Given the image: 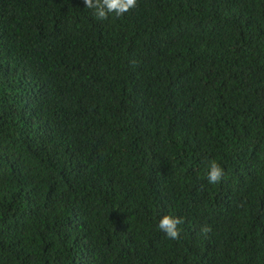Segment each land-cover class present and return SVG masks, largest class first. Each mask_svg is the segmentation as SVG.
<instances>
[{
  "label": "trees",
  "instance_id": "16d2710c",
  "mask_svg": "<svg viewBox=\"0 0 264 264\" xmlns=\"http://www.w3.org/2000/svg\"><path fill=\"white\" fill-rule=\"evenodd\" d=\"M0 264H264V0H0Z\"/></svg>",
  "mask_w": 264,
  "mask_h": 264
},
{
  "label": "clouds",
  "instance_id": "9594fccd",
  "mask_svg": "<svg viewBox=\"0 0 264 264\" xmlns=\"http://www.w3.org/2000/svg\"><path fill=\"white\" fill-rule=\"evenodd\" d=\"M85 6L94 10V16L100 21L107 20L109 15L115 13L117 17L124 15L137 5V0H84ZM223 169L218 162L212 160L208 164L207 179L209 183L216 184L221 181L223 177ZM183 218L174 217L171 215H163L158 223L159 229L165 235L177 240L180 237V228ZM203 233H207L210 229L205 226L201 229Z\"/></svg>",
  "mask_w": 264,
  "mask_h": 264
}]
</instances>
